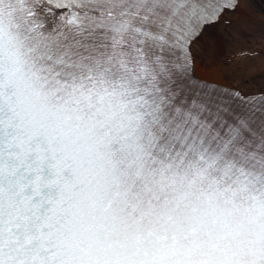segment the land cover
I'll use <instances>...</instances> for the list:
<instances>
[{"label": "snow or ice", "instance_id": "snow-or-ice-1", "mask_svg": "<svg viewBox=\"0 0 264 264\" xmlns=\"http://www.w3.org/2000/svg\"><path fill=\"white\" fill-rule=\"evenodd\" d=\"M0 264H264V0H0Z\"/></svg>", "mask_w": 264, "mask_h": 264}]
</instances>
